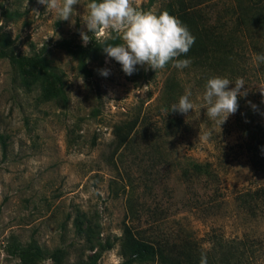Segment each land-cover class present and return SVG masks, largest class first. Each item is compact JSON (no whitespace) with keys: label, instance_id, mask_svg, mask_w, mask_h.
<instances>
[{"label":"rangeland","instance_id":"1","mask_svg":"<svg viewBox=\"0 0 264 264\" xmlns=\"http://www.w3.org/2000/svg\"><path fill=\"white\" fill-rule=\"evenodd\" d=\"M168 1L133 0V5L159 14ZM90 2L74 5L73 25L38 0H0V35L8 33L14 54L0 51V133L8 143L6 155L0 148V264H22L12 253L16 245L39 249L32 264H74L81 254L89 255L72 225L81 212L97 220L100 236L112 242L97 264L121 263L124 224L145 236L192 240L214 256L216 237L245 239L253 242L248 264H264V204L255 215L238 198L264 186V171L252 166L236 113L220 129L201 108L206 82L216 75L171 63L156 71L138 65L126 75L100 47L105 34L86 28ZM186 2L213 22L228 18L236 0ZM81 31L91 39L87 45ZM115 35L108 30L107 42L123 43L110 38ZM101 69L109 75L102 76ZM249 74L248 95L239 98V108L264 125L259 92L264 76L256 80ZM186 89L195 109L171 112L166 104H177ZM168 114L183 120L174 136L143 131L140 124L126 145L116 146L115 125L138 117L159 127ZM209 132V139L200 138ZM191 160L209 162L215 181L187 185L181 169Z\"/></svg>","mask_w":264,"mask_h":264},{"label":"trees","instance_id":"2","mask_svg":"<svg viewBox=\"0 0 264 264\" xmlns=\"http://www.w3.org/2000/svg\"><path fill=\"white\" fill-rule=\"evenodd\" d=\"M156 0H148L152 5ZM201 8L188 4L186 0H170L160 11H168L188 27L195 36V43L186 55L179 59H190L191 66L201 68L204 72L210 70L216 76L235 80L238 77L249 80V72L253 79L264 76V71L258 69L264 63L256 61L259 54H264V0H236L229 11V17H222L209 22V18L201 13ZM251 56L246 58V51ZM0 51L7 57H14L10 47L8 33L0 35ZM82 51L88 54L85 49ZM90 52V50H89ZM251 60V61H250ZM252 66L253 68H251ZM209 77V74L206 73ZM234 84V83H233ZM171 110V106L166 104ZM239 108L236 112V121L239 123L242 137L245 139L246 151L250 154L252 166L264 171V125L260 124L257 116ZM179 113V112H176ZM145 124L144 130H153L155 133L163 131L167 136H174L183 127L180 115L162 118L161 126L155 124L149 127L146 119L128 120L114 126L113 134L117 147L126 145L138 125ZM7 137L0 133V148L3 155L7 152ZM181 177L187 185L204 178V182H213L216 174L209 162L188 161L181 169ZM240 204L256 215V208L264 204V186L252 191H245L239 195ZM74 232L83 241V247L91 253L85 257L82 254L76 258L74 264H97L103 251L112 247V242L103 239L100 234V224L97 220L87 216L84 212L72 219ZM253 242L245 239L226 240L222 237L214 239L217 255H211L192 240L182 241L171 239L164 235L149 234L147 236L135 232L129 224H124L120 236V254L123 258L120 264H134L156 262L157 264H200L202 253L207 255V264H248V257L252 253ZM61 250L58 249V252ZM22 264H32L40 252L33 244L26 246L16 245L13 252Z\"/></svg>","mask_w":264,"mask_h":264},{"label":"clouds","instance_id":"3","mask_svg":"<svg viewBox=\"0 0 264 264\" xmlns=\"http://www.w3.org/2000/svg\"><path fill=\"white\" fill-rule=\"evenodd\" d=\"M49 12L54 13L58 20L70 21L75 24L73 17L76 15L74 5L80 0H38ZM88 15L84 18L88 32L92 34L104 33L105 38L100 46L107 58L118 62L122 71L131 76L141 66L147 71L149 68L156 71L164 69L169 63L174 68L189 67L190 59H179L186 55L195 43V36L178 17L168 11L156 14L153 11H143L134 7L133 0H91L87 4ZM2 26V25H0ZM111 30L115 36L111 39H122L123 43H108L107 32ZM84 45L91 40L86 32L81 31ZM259 63H264V54L255 58ZM102 76L109 75L108 69L99 70ZM83 80L80 81L83 84ZM234 83V87H229ZM246 82L238 77L234 81L227 77L213 76L205 85L203 103L201 108H206V115L215 121L220 129L227 122L230 115L239 109V98L248 95ZM259 92L264 97V86H259ZM192 93L189 89L179 98L177 104L171 106V112L181 114L194 110L195 105L190 99ZM264 102V100H262ZM253 109L256 105L248 101ZM211 133H205L201 139L207 140ZM200 264H207L206 253L201 254Z\"/></svg>","mask_w":264,"mask_h":264}]
</instances>
